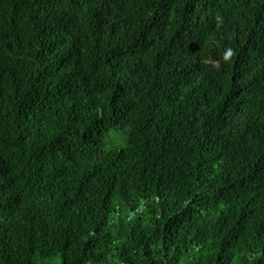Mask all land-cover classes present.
Here are the masks:
<instances>
[{"label":"trees","instance_id":"16d2710c","mask_svg":"<svg viewBox=\"0 0 264 264\" xmlns=\"http://www.w3.org/2000/svg\"><path fill=\"white\" fill-rule=\"evenodd\" d=\"M0 264H264V0H0Z\"/></svg>","mask_w":264,"mask_h":264},{"label":"clouds","instance_id":"9594fccd","mask_svg":"<svg viewBox=\"0 0 264 264\" xmlns=\"http://www.w3.org/2000/svg\"><path fill=\"white\" fill-rule=\"evenodd\" d=\"M230 54H231V49L228 50L227 55H230ZM227 55H226V58H227Z\"/></svg>","mask_w":264,"mask_h":264}]
</instances>
